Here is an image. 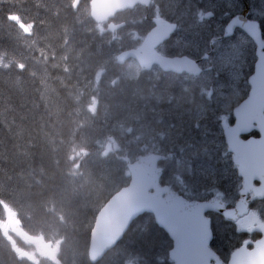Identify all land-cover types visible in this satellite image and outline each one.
I'll return each mask as SVG.
<instances>
[{"label":"trees","instance_id":"trees-1","mask_svg":"<svg viewBox=\"0 0 264 264\" xmlns=\"http://www.w3.org/2000/svg\"><path fill=\"white\" fill-rule=\"evenodd\" d=\"M16 1L28 12L25 21L35 16L43 26L38 29L43 43H34L11 18L17 12L10 4L0 5V55L10 59L8 70L0 65V264H92L87 251L97 210L128 177L121 162L102 164L99 143L107 130L99 126L106 122L102 119L99 124L101 117L88 111L81 87L64 77L57 80L65 69L55 70L51 57L69 54L76 60L77 50L97 56L111 54L112 47L93 41L80 46L65 42L62 32L73 26L76 17L64 5ZM43 51L46 55L37 57ZM109 107L117 121L128 123L114 102ZM80 162L91 163L95 174L70 179L69 171ZM7 206L28 234L58 246L57 261L36 263L18 256L4 229ZM157 228L153 217L141 216L97 264H151L156 260L151 252L166 246Z\"/></svg>","mask_w":264,"mask_h":264},{"label":"flooded vegetation","instance_id":"flooded-vegetation-1","mask_svg":"<svg viewBox=\"0 0 264 264\" xmlns=\"http://www.w3.org/2000/svg\"><path fill=\"white\" fill-rule=\"evenodd\" d=\"M254 1L162 0L159 6L155 4L146 7L139 4L115 15V21L125 22L128 26L126 31L119 30L113 36L119 52L123 49L141 46L145 37L156 25L153 18L160 17L175 24L176 28L166 40L156 47V50L169 58H191L199 64L197 66L201 67L202 73L193 75L185 71L166 70L158 64H152L150 69H145L133 58L127 61H117L118 63L127 62L130 66H134V77L144 75L145 81H160L166 84L167 88L161 92L162 97L170 98V102L187 107V111L184 112L187 119L184 121L186 124L185 138L192 150L196 147L202 149L205 143L198 144L196 135L211 137L210 141H214V145L219 143V140L226 144L222 125L227 122L233 124L235 120L233 108L249 96L248 79L254 72L258 44L245 27L233 21L236 16L246 12V18L249 21H258L264 39L263 5L256 4L257 1ZM91 3L92 0H66L65 7L71 15L76 17V20H84L91 11ZM156 6L158 8H155ZM88 23L90 29L96 31L97 36L102 38L104 24H96L91 19ZM73 33L77 34L79 42L93 40L92 38L85 40V37L79 35V31ZM125 35L127 40L124 38ZM196 84L208 86L210 89L207 93L200 95L195 88ZM136 93L135 90L134 95ZM195 122L198 123V129L191 125ZM241 137L244 140L259 138L260 132L253 128L243 133ZM230 155L232 158V154ZM229 170L230 183L234 187L223 191L222 195H225L227 203L230 201L236 203L240 198L242 179L232 163ZM263 181L264 174L254 183L260 186ZM251 196L252 193H249L248 197ZM253 203H255V208L250 209L252 221L249 223L243 221L250 214L240 216L235 221H227L220 216H211L215 227L211 246L219 255L218 261L230 264L238 248L253 249L256 242L263 240L264 195L253 200ZM251 226H258L260 230L251 229Z\"/></svg>","mask_w":264,"mask_h":264},{"label":"water","instance_id":"water-1","mask_svg":"<svg viewBox=\"0 0 264 264\" xmlns=\"http://www.w3.org/2000/svg\"><path fill=\"white\" fill-rule=\"evenodd\" d=\"M141 1L147 0H94L92 14L95 19L103 20L119 9ZM166 37L167 29L159 25L145 41L141 48L142 53L136 50L128 54L138 58L142 65L150 66L151 63L158 62L162 66L173 68L171 65H165L163 58L157 57L154 51L155 45ZM237 119L234 126L225 127L229 149L234 152V161L238 165L240 174L238 158L241 152L249 153L252 157V166L241 174L244 176V190L236 208L225 209L224 203H222V208H217L213 205V201L194 205L199 206L201 215L208 222L210 220L206 219L205 212L209 210L217 212L226 210L229 212L228 218H236L246 212L248 207L246 192L252 187L253 178H258L257 173H264L262 172L264 169V144L262 143L264 142V126L261 128V139L244 142L240 134L248 129L246 126L250 125V122H245L239 111ZM157 158L159 156H153L150 162H145L141 158L129 163L130 182L114 193L98 212L91 230L89 245V258L92 262L99 261L110 249L114 248L124 237L132 222L145 212L152 213L157 224L164 228L173 240L174 246L170 250V257L176 264H210V260L216 257L209 246L211 240L209 223L204 227L201 238L195 243L190 238L178 237L174 221L185 220L186 211L192 206L183 196L170 191L169 186H163L160 183L161 172L157 169ZM233 212L236 214L232 215ZM263 244L264 242L258 243L253 252L237 251L231 264H264V257L258 256L264 251Z\"/></svg>","mask_w":264,"mask_h":264},{"label":"rangeland","instance_id":"rangeland-1","mask_svg":"<svg viewBox=\"0 0 264 264\" xmlns=\"http://www.w3.org/2000/svg\"><path fill=\"white\" fill-rule=\"evenodd\" d=\"M59 12V15H60V13H61V11H58ZM39 28H43V26H39L38 27V29ZM48 37L46 36V39H47ZM101 75V74H100ZM98 76L94 81L98 84V82H99V80L101 79L100 77L101 76ZM210 88H207V90H209ZM157 102H159V101H157ZM160 103V102H159ZM167 102H161V104H166ZM91 104V107L89 108V112H91V113H93V112H95L96 111V102L94 101V102H92V103H90ZM173 104V103H172ZM172 104H168V105H170V106H172ZM178 108V110L176 111V115L177 116H179V118H178V121H176L177 123L179 122V123H182V124H184V125H186L185 123H184V121L185 120H187L186 118H185V111H187V107H184V106H178L177 107ZM153 116H156V113H154V112H152L151 113ZM172 119V118H171ZM149 123L151 124V120H149ZM188 123V122H187ZM192 125V124H191ZM124 127H125V123H123V122H120V123H116L115 125H114V127H113V129L114 130H118V131H124ZM101 128H103V126L101 125ZM101 130H103V129H101ZM154 131H156L155 129H153ZM157 132V131H156ZM95 136L93 135V138H94ZM203 137H205L204 135H203ZM151 138V137H150ZM213 143H215V142H213ZM207 143L205 142V143H203V151H207V153H210L211 152V150L212 149H210V146H212L213 144L211 143V144H208V145H206ZM197 150H199V149H197ZM105 154H109L110 152H109V149H108V146L107 147H105V152H104ZM179 163H181V160L180 159H178L177 160ZM169 163V162H168ZM197 172H199V173H201V170H197ZM198 173V174H199ZM187 193H189V192H187ZM252 220H251V217L250 216H248L247 218H245L244 219V223H249V222H251ZM6 234L9 236V237H11V238H13V236H11V233H17V231H16V229H14L13 228V223H12V221H8L7 222V227H6ZM20 239H21V241L24 243V244H26L27 246H29L30 248H29V250H27V249H24L25 251H23V249H19V248H17V251H18V254H19V256L20 257H22L23 255H28V256H30V258L32 259V260H36V262L37 263H39L41 260H43L44 258H46V259H50V260H55L54 259V257L53 256H55V257H57V254H58V246H55V245H53V244H49L48 245V243H42V242H40V241H38V239H30V238H28V237H26L24 234H22L21 236H20ZM53 257V258H52Z\"/></svg>","mask_w":264,"mask_h":264},{"label":"snow or ice","instance_id":"snow-or-ice-1","mask_svg":"<svg viewBox=\"0 0 264 264\" xmlns=\"http://www.w3.org/2000/svg\"><path fill=\"white\" fill-rule=\"evenodd\" d=\"M238 162L240 164L241 174H243L247 169L252 166V157L249 155L248 152H241L238 158ZM262 172H264V169H262ZM213 205L217 208H222V201L220 199H216L213 201ZM220 214L224 217L225 220H227L229 217V212L226 210H223ZM235 214V212L232 213V215ZM186 217L187 218L185 220L177 219L174 221L175 231L178 237L190 238L195 243L201 238L203 229L209 222L206 221L201 215L199 206L190 207L186 211Z\"/></svg>","mask_w":264,"mask_h":264},{"label":"bare ground","instance_id":"bare-ground-1","mask_svg":"<svg viewBox=\"0 0 264 264\" xmlns=\"http://www.w3.org/2000/svg\"><path fill=\"white\" fill-rule=\"evenodd\" d=\"M67 8V7H66ZM68 9V8H67Z\"/></svg>","mask_w":264,"mask_h":264}]
</instances>
